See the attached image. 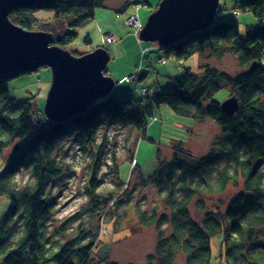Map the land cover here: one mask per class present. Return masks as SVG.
<instances>
[{
    "label": "trees",
    "instance_id": "trees-1",
    "mask_svg": "<svg viewBox=\"0 0 264 264\" xmlns=\"http://www.w3.org/2000/svg\"><path fill=\"white\" fill-rule=\"evenodd\" d=\"M103 3L104 0H44L16 7L8 18L24 29L51 33L53 44L65 49L75 41L80 29L94 21L95 10ZM131 5L133 2H127L124 7ZM236 6L258 20L257 25L247 27L243 36L233 20L221 18L163 48L165 57L180 64L199 54L200 70L182 68L180 75L172 78L170 90L158 88L152 93L153 102L166 103L176 114L195 120L211 117L223 136L214 139L202 156H195L181 140L170 143L169 159L160 157L157 150V168L148 180L160 192L162 206L150 211L135 208L138 225L156 231L155 259L146 257L147 264H174L181 253L184 264H209L210 241L218 235L225 249V264H264V235L259 233L264 225V175L260 170L264 162V0H243ZM91 43L89 36H84L83 44L90 47ZM227 52L234 53L239 66L244 67L234 76L203 59L209 54L220 57ZM253 63L256 65L250 69ZM13 76H0V160L4 149L17 143L0 170V196L7 201L0 214V264H114L107 257H92L97 231L63 234L61 241L51 238V201L45 189L47 181L61 172L52 150L71 130L86 140L100 124L118 122L139 131L145 129L146 117L129 110L132 99L109 95L86 112L62 123L52 122L37 108L34 96L24 101L8 96V82ZM223 87L238 99L233 115L223 113L219 102L211 99ZM204 98L209 101L202 105ZM96 141L93 138L92 144L89 142L96 149L92 174L103 164L98 154L104 145ZM21 167L27 168L34 180L19 188L13 185L12 178ZM134 169L141 177L140 169ZM238 178L242 180L241 192L223 209L218 204L205 210L204 195L220 194ZM93 186L88 188V196L90 211L98 217L97 225L113 195L97 194ZM193 201L202 212L199 221L190 214ZM166 221L169 234L162 227Z\"/></svg>",
    "mask_w": 264,
    "mask_h": 264
},
{
    "label": "rangeland",
    "instance_id": "rangeland-1",
    "mask_svg": "<svg viewBox=\"0 0 264 264\" xmlns=\"http://www.w3.org/2000/svg\"><path fill=\"white\" fill-rule=\"evenodd\" d=\"M133 1L135 0H104V7L95 10L94 21L82 28L80 35H77L75 41L67 46L69 50L84 52L87 47L82 43V36L88 33L94 47L104 45L107 48L109 61L106 72L115 81L121 79L123 75L131 73L135 64H139V45L151 44L153 46L155 44L154 42L138 43L131 34V29L123 24V19L131 13L130 6L125 8L124 5ZM144 1L147 4L138 10V17L142 23L156 8L160 0ZM221 1L228 4L230 9L222 12L219 15L220 18L236 22L241 36L245 34L246 27L257 23L256 17L251 12L240 10L239 16L233 14V4L243 0ZM121 10L124 11L121 17L116 18L115 12H121ZM104 33L117 35L121 37V40L103 43ZM156 51L150 52L148 59L143 60V76L137 81L139 88H148L146 93L149 88L152 91L158 88L170 90L172 78L178 77L184 67L189 68L192 72L200 70L197 54L190 56L180 64L175 59L158 62V57L163 58V54L159 49ZM206 53L208 54V52ZM204 58L209 65L231 76L244 68L239 66L234 53L227 52L221 57L209 54ZM50 80L51 71L48 67H40L36 71L22 73L8 82V96L15 101H24L34 96L35 104L43 109ZM152 91L149 90L148 96L151 95L147 103L153 108L156 119L153 120L151 113L146 114L145 112L148 124L144 136L140 134L137 136L135 145H133L135 137L141 131L136 130L137 132L134 133L131 126L121 125L118 122L108 126H97L95 133H90L87 140L83 139L84 136H79L76 130H71L55 143L52 156L61 167V172L47 181L45 189V194L51 201L48 230L54 241L63 240L64 238L61 236L63 234L74 236L89 229L92 233L97 231L99 234L92 254L96 260L104 258L107 254L109 261L115 264H147L146 257L152 256V260L155 259L153 250L156 231L152 227L141 228L138 225L135 208L150 211L154 206H162L159 200L160 192L148 180V177L157 168V150H160V157L169 159L171 156L170 143L174 144V140H181L195 156H202L207 152L211 142L223 134L216 121L210 117L195 120L192 117L176 114L166 103L156 105L152 100ZM115 92L119 97L130 94L134 101L133 108L144 112L147 103H143L140 101V97H137L134 83H117L112 93L115 94ZM228 97L229 90L227 87H223L213 93L211 99L221 102ZM208 101L209 99L204 98L201 104L205 105ZM93 138L97 139V144L104 145L98 154L103 164L96 168L95 174H92V163L96 157V149L94 145L90 146ZM16 144L15 142L11 143L4 149L0 160V170L12 154ZM132 154L138 163L141 177L138 171L131 170ZM261 171L264 175V162ZM91 174L94 176L93 179ZM141 178L145 180L142 181ZM33 180L29 170L21 167L14 174L12 183L14 186L22 188L31 184ZM91 186L94 187L97 194L113 195L108 204L109 209L106 208L102 212L101 215L104 217L100 223V219L98 220L97 225V220L90 211L88 188ZM241 191L242 180L238 178L236 182L231 181L220 194L204 195L205 210H210L218 204L223 209ZM6 205L7 201L0 196V214ZM198 205L193 201L189 207L191 217L195 221L201 220L202 217V212L197 210ZM162 227L165 234H169V222H164ZM55 231L58 234H55ZM259 233L260 235L264 234V225L260 227ZM219 241L220 237L218 236L212 239L211 264H219ZM175 264H183L181 254L177 256Z\"/></svg>",
    "mask_w": 264,
    "mask_h": 264
},
{
    "label": "water",
    "instance_id": "water-1",
    "mask_svg": "<svg viewBox=\"0 0 264 264\" xmlns=\"http://www.w3.org/2000/svg\"><path fill=\"white\" fill-rule=\"evenodd\" d=\"M44 0H0V75L10 71L51 69V84L43 107L46 119L60 123L73 115L86 112L96 100L114 87V80L103 75L108 54L99 48L80 57L51 45L53 37L45 31H28L9 18L16 7ZM218 0H160L148 15L139 37L161 46L180 42L193 32L215 22ZM255 63L250 66L254 69ZM238 99L231 95L220 102V109L233 115Z\"/></svg>",
    "mask_w": 264,
    "mask_h": 264
},
{
    "label": "bare ground",
    "instance_id": "bare-ground-1",
    "mask_svg": "<svg viewBox=\"0 0 264 264\" xmlns=\"http://www.w3.org/2000/svg\"><path fill=\"white\" fill-rule=\"evenodd\" d=\"M159 3V2H158ZM239 2H237V3H235V4H238ZM147 3L144 1V0H139V2L138 3H134V1H133V5H131L130 6V8H131V13L130 14H128L124 19H123V24L124 25H126L127 27H129L130 29H131V34L137 39V41H138V43H140V42H149V41H143V40H141L140 39V37H139V33H140V31H141V29H142V27H143V25L145 24V22H146V20L144 21V23H142L141 22V20L139 19V17H138V10H139V8L140 7H142V6H145ZM235 4H233V7H232V9H233V14L235 15V16H239V13H240V9L236 6L235 7ZM158 5V4H157ZM102 7H104V3H103V6ZM102 7H99V8H102ZM156 8H157V6H156ZM155 8V9H156ZM97 9V8H96ZM154 9V10H155ZM228 9H230L229 7H228V4H226V3H223L221 0H218V10H217V13H216V16H215V22L218 20V19H221L220 18V14L222 13V12H224V11H226V10H228ZM153 10V11H154ZM124 11L123 10H121V12L119 11V12H115V17L116 18H120L121 17V14L123 13ZM152 12H150V14H151ZM149 14V15H150ZM129 16H135L137 19H133V18H130ZM95 17V16H94ZM147 19V18H146ZM222 19H224V18H222ZM117 20V19H116ZM214 22V23H215ZM213 23V24H214ZM236 23V22H235ZM257 23H258V20H257ZM257 23L255 24V25H257ZM14 24V23H13ZM212 24V25H213ZM237 24V23H236ZM16 25V24H15ZM17 26H19V25H17ZM19 27H21V26H19ZM21 28H23V27H21ZM84 28V27H83ZM247 28V27H246ZM24 29V28H23ZM206 29V28H205ZM238 29V28H237ZM25 30H27V29H25ZM81 30V29H80ZM80 30L78 31V36L80 35ZM248 30V28L245 30V32ZM28 31H30V30H28ZM111 33V32H110ZM110 33H108V34H106V33H104V38H103V43H112V42H114V41H119V40H121V37H119V36H117V35H114V34H110ZM193 33H195V32H193ZM239 33V32H238ZM86 35H88L89 36V38H90V35L88 34V33H85L83 36H82V43H83V38H84V36H86ZM191 35V34H190ZM188 37V36H187ZM90 40H91V38H90ZM184 40V39H183ZM91 42H92V40H91ZM152 43V42H151ZM155 44L152 46L151 44L150 45H146V46H142V45H139V53H138V55L140 56V61H139V64L138 65H136L135 64V66H134V69L132 70V72L131 73H128V74H125V75H123V77L121 78V79H119L118 81H115L113 78V80H114V82H115V85H114V87L111 89V91H110V93L108 94V95H106L105 97H107V96H109V95H118V93H116L115 92V94L114 93H112L113 91H114V88H115V86H116V84L117 83H120V82H128V83H134V85H135V91H136V94H137V97H140V101H142L143 103H147L148 102V99H149V96L151 95H149L148 96V93H149V90L150 91H152L151 90V88H149V90H148V93H146L147 92V89L148 88H146V87H143V88H139L138 87V83H137V81H138V79H140L142 76H143V74H142V70H143V60L145 59V60H147L148 59V54L150 53V52H153V50H157V49H159V50H161L162 51V54H163V48H165V47H167L168 45H166V46H161V45H159L158 43H156V42H154ZM177 43V42H176ZM172 44H174V43H172ZM51 45H54L53 44V41H52V43H51ZM170 45V44H169ZM54 46H56V45H54ZM57 47H59V46H57ZM87 47V49L84 51V52H79V51H77V50H69V49H67V48H62V49H64V50H67V51H69L70 53H71V55H73V56H75V57H80V56H82V55H84V54H87V53H90V52H92V51H94V50H96V49H99V48H101V49H103V50H105L106 52H107V54H108V51H107V48L104 46V45H97V46H93L92 45V43H91V45H90V47H88V46H86ZM59 48H61V47H59ZM73 51H76V53H74ZM73 52V53H72ZM157 52V51H156ZM195 54H197V53H195ZM194 55V54H193ZM198 56H199V59H198V62H199V64H200V55L199 54H197ZM192 56V55H191ZM221 57V56H220ZM165 59H173V58H169V57H165L164 56V54H163V58L162 57H158V59H157V61L158 62H166V60ZM108 61H109V54H108ZM108 61H107V63H108ZM149 61V60H148ZM107 63H106V65H105V68L103 69V75H105V76H109L108 74H107V72H106V66H107ZM41 66H39L37 69H34V70H21V71H10V72H6V73H4V74H2V75H6V74H15V76H13L12 78H14V77H16V76H18V75H20V74H22V73H27V72H33V71H36V70H38L39 68H40ZM42 67H47V66H42ZM199 67V66H198ZM50 71H51V69H50ZM236 75V74H235ZM1 76V75H0ZM109 77H111V76H109ZM11 78V79H12ZM51 80H52V76H51ZM50 80V81H51ZM50 84H51V82H50ZM49 89H50V87H49ZM49 91V90H48ZM48 91H47V94H48ZM155 91V90H154ZM154 91H152V92H154ZM47 94H46V97H47ZM120 96H123V97H120L121 99H124V100H129V98L130 99H132L131 98V95L130 94H126V95H120ZM147 96H148V98H147ZM229 96H230V94H229ZM45 97V98H46ZM105 97H103V98H105ZM103 98H100V99H96L90 106H89V108L94 104V103H96V102H98L99 100H101V99H103ZM145 99V100H144ZM34 100V99H33ZM222 102V101H221ZM131 103H132V105H129L130 107H129V110L130 111H136L134 108H133V104H134V101H133V99H132V101H131ZM153 103H155V102H153ZM158 104H160V103H158ZM157 105V104H156ZM219 105H220V102H219ZM37 106V105H36ZM37 108H39L38 106H37ZM88 108V109H89ZM42 112H43V109H41V108H39ZM137 109V108H136ZM138 111L137 112H139V113H141V114H143V116H146L145 115V112H146V114L148 113H151V115H152V119L154 120V119H156V116H155V114H154V110H153V108L151 107V105L149 104V103H147L146 105H145V107H144V112H141L139 109H137ZM43 115L45 116V114L43 113ZM77 115H79V114H76V115H73V116H71V118L72 117H75V116H77ZM70 118V117H69ZM211 118V117H210ZM213 119V118H212ZM48 120V119H47ZM64 121H66V119H64V120H62L60 123H62V122H64ZM148 124V123H147ZM147 124H146V126H147ZM100 125H103V124H100ZM99 126V125H98ZM219 126V125H218ZM105 127V126H104ZM146 128V127H145ZM134 129V128H133ZM221 130V129H220ZM138 131V130H137ZM136 131V129H134V133H136L137 132ZM139 131H141V133H137L138 135H136V137H135V140H134V144L133 145H135V143H136V141H137V136H139V134L142 136V134H143V136H144V133H145V129L144 130H139ZM219 137H221V136H219ZM170 147V146H169ZM14 150V149H13ZM133 153V152H132ZM132 162L133 163H131L130 165H132L131 166V170H133L134 168H138L139 169V166H138V163L136 162V160H135V156H134V154H132ZM99 166H101V165H99ZM133 166H135L134 168H133ZM262 166V165H261ZM260 170H261V167H260ZM159 200H160V198H159ZM93 215H95V214H93ZM95 217H97L96 215H95ZM103 215H101L100 216V221H102V219H103ZM98 218V217H97ZM99 235V234H98ZM97 235V239H98V236ZM264 235V234H263ZM215 237H217V236H215ZM218 237H221V236H219L218 235ZM214 238V237H213ZM213 238H211V241H210V247H211V255H212V252H213V250H212V244H211V242H212V239ZM221 239V238H220ZM219 248H220V255H219V257H218V259H219V264H225V259H224V256H223V252L225 251V249H224V247L223 246H221V241H219ZM93 250V249H92ZM181 255L183 256V264L185 263V258H184V254L183 253H181ZM105 257H107V261L108 262H110L109 261V259H108V254H107V256H105ZM175 261H176V259H175ZM110 263H112V262H110ZM115 264V263H114ZM125 264H133V263H125ZM174 264H175V262H174ZM209 264H211V258H210V260H209Z\"/></svg>",
    "mask_w": 264,
    "mask_h": 264
},
{
    "label": "built area",
    "instance_id": "built-area-1",
    "mask_svg": "<svg viewBox=\"0 0 264 264\" xmlns=\"http://www.w3.org/2000/svg\"><path fill=\"white\" fill-rule=\"evenodd\" d=\"M130 18L137 19L135 16H129Z\"/></svg>",
    "mask_w": 264,
    "mask_h": 264
}]
</instances>
